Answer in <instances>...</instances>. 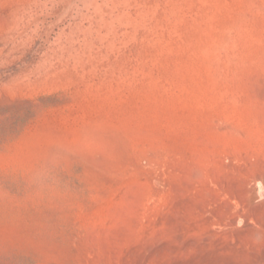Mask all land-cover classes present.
I'll return each instance as SVG.
<instances>
[{
  "label": "rangeland",
  "instance_id": "rangeland-1",
  "mask_svg": "<svg viewBox=\"0 0 264 264\" xmlns=\"http://www.w3.org/2000/svg\"><path fill=\"white\" fill-rule=\"evenodd\" d=\"M0 264H264V0H0Z\"/></svg>",
  "mask_w": 264,
  "mask_h": 264
}]
</instances>
